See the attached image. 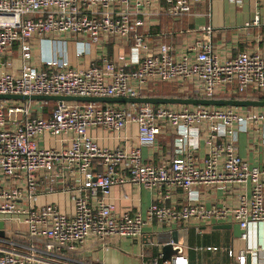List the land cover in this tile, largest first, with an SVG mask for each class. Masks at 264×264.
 <instances>
[{"label": "built area", "instance_id": "1", "mask_svg": "<svg viewBox=\"0 0 264 264\" xmlns=\"http://www.w3.org/2000/svg\"><path fill=\"white\" fill-rule=\"evenodd\" d=\"M203 1L0 0V56L7 57L0 94L136 98L158 82L176 83L199 98L247 92L253 100V94H264L263 50L222 57L207 27L205 38L187 43L177 54L172 43L163 41L167 33L150 34L163 18L180 19ZM261 20L257 13L245 26ZM61 36L76 42L77 57L99 44H112L116 56L102 54L88 66H73L61 54L46 58L45 67L33 66L31 39ZM14 46L22 59L18 69L11 58ZM32 103L0 100V216H18L28 226L29 241L25 249L0 246V264H72L63 249L72 252L89 239L143 242L146 237L154 245L152 232L146 231L154 223L173 228L229 221L245 230L240 239L248 245L238 254L228 249L236 257L231 264H256L262 244L249 245L248 231L251 224H264V166H252L241 156L239 137L264 129V107L63 100L43 117L34 116ZM133 124L136 144L128 134ZM96 128L125 143L101 145L89 133ZM167 129L175 136L173 155L161 163L145 160L143 150L153 148ZM46 133L68 144L41 147L38 139ZM202 145L206 155L200 161ZM62 170L81 177L69 185L75 205L70 214L56 204L38 205L41 184L56 183ZM125 183L152 192L145 212L111 200L112 188ZM203 185L240 193L234 204L208 207L201 201ZM174 190L185 196L179 207L167 204ZM172 244L171 260L164 261L160 252L145 264H191L186 247ZM198 249L223 250L213 245Z\"/></svg>", "mask_w": 264, "mask_h": 264}, {"label": "crops", "instance_id": "2", "mask_svg": "<svg viewBox=\"0 0 264 264\" xmlns=\"http://www.w3.org/2000/svg\"><path fill=\"white\" fill-rule=\"evenodd\" d=\"M257 13L261 16V23L246 27L245 24L251 21ZM164 19L159 25L163 23ZM166 19L168 22H166V28L162 31L167 33V35L163 37V41L172 43L177 54H182L185 51L187 43L195 39L205 38L207 33L204 29L207 27L212 28L209 38H211L215 49L222 57L237 55L239 52L246 50L258 49L264 51V1L257 3L255 0H240V2L233 0H204L194 5L192 12L180 19ZM60 39L62 41H51L48 37L32 38V65L45 67L44 61L46 58L61 56V54L73 66H88L93 59L102 54H107L110 58L116 56V47L114 48L110 44H99L90 45L87 54L77 57L76 42L64 36H61ZM11 58L14 68H20L22 59L19 55L18 46H14ZM4 59H7V57L0 56V72L6 69L3 64ZM55 104L56 101L33 100L34 116L49 117ZM89 133L103 146L114 148L125 143L122 138H117L104 128L91 129ZM123 134L124 132L121 133V135ZM128 134L131 135L130 142L136 144L137 127L135 124L128 128ZM263 134L264 129H252L247 133L240 134V154L252 166H264ZM174 138L175 136L170 129L160 134L153 148H145L143 150L145 160L161 163L171 157L174 149ZM38 141L40 146L45 148H59L68 144L49 133L40 136ZM205 155L206 150L202 145V148L197 152V156L202 161ZM61 174L56 183L46 184V182H43L41 184L38 205L56 204L61 212L70 214L74 212L75 205L72 198L74 192L70 191L69 185L70 182L80 183L81 177L79 174L66 175L63 170ZM200 190L202 192L201 201L208 207L214 204H234L240 193L239 190L225 192L223 188L205 185L201 186ZM111 200L121 208L145 212L153 197L150 190L141 188L133 183H125L112 188ZM184 202L185 196L181 190H174L171 198L167 200L168 205H175L176 207L181 206ZM0 221L4 222V226L0 227V230L4 232V235L0 236V246L25 249V245L29 242L27 236L28 226L18 216H0ZM233 223L235 222H200L190 224L188 227L174 225L175 227L173 228L168 226L159 227L154 223L146 228L147 233L152 232L154 245H150L151 243L147 242L146 237L143 242L142 240L127 238L107 241L89 239L72 252L64 249L59 252H64L72 264H145L153 256L160 252L162 253L163 244L159 243V233L188 228L189 245L185 247L191 264H231L232 262L236 263V257H230L227 252L228 249H234L235 253L238 254L240 250L248 247L247 241L235 237L232 229L217 228L220 224ZM191 229L194 230L196 235L194 245H192L190 236ZM248 232L250 236L249 245L262 244V248L257 249V252H255L254 261L256 264H264V224H251ZM202 245L219 246L223 250L220 249V251L213 253L201 251L198 247Z\"/></svg>", "mask_w": 264, "mask_h": 264}, {"label": "water", "instance_id": "3", "mask_svg": "<svg viewBox=\"0 0 264 264\" xmlns=\"http://www.w3.org/2000/svg\"><path fill=\"white\" fill-rule=\"evenodd\" d=\"M19 99V100H45V101H76V102H103V103H149V104H182V105H217V106H253L264 107V100L252 99H226V98H183V97H148L139 96L136 98L127 97H83V96H56V95H21V94H0V100ZM4 226V222L0 221V227ZM217 228H228L233 230L235 237L240 238L244 233V229L240 224H220ZM4 232L0 230V236ZM159 243L163 244L162 255L164 261H169L172 255L176 253L173 244L178 243L184 246L189 245V229L181 228L158 234Z\"/></svg>", "mask_w": 264, "mask_h": 264}, {"label": "trees", "instance_id": "4", "mask_svg": "<svg viewBox=\"0 0 264 264\" xmlns=\"http://www.w3.org/2000/svg\"><path fill=\"white\" fill-rule=\"evenodd\" d=\"M166 22L168 20L165 18L163 23L159 26H154L150 28V34L157 35L163 33L162 30L166 28ZM173 29V28H172ZM175 29V28H174ZM178 84L172 82H158L154 85H150L149 90L143 92V96L148 97H183V98H197L198 94L182 92L179 89ZM218 98L226 99H249L247 92L237 93V94H225L218 95ZM253 100H264V94H253ZM158 105V104H156Z\"/></svg>", "mask_w": 264, "mask_h": 264}, {"label": "rangeland", "instance_id": "5", "mask_svg": "<svg viewBox=\"0 0 264 264\" xmlns=\"http://www.w3.org/2000/svg\"><path fill=\"white\" fill-rule=\"evenodd\" d=\"M111 46H112V44H110ZM179 89V88H178ZM51 102H55V101H52V100H50ZM76 102V101H75ZM191 233H190V236H191V238H192V245H194L195 244V239H196V235H195V233H194V230H192L191 229V231H190ZM224 232V231H223ZM225 232H226V230H225ZM222 238H223V236H222ZM225 239V238H224ZM223 242H225V241H223ZM190 247H192V246H190Z\"/></svg>", "mask_w": 264, "mask_h": 264}]
</instances>
